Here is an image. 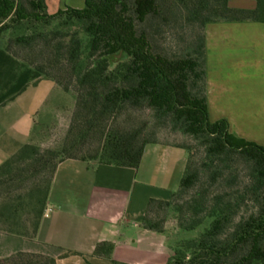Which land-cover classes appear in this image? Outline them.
<instances>
[{
    "label": "trees",
    "instance_id": "1",
    "mask_svg": "<svg viewBox=\"0 0 264 264\" xmlns=\"http://www.w3.org/2000/svg\"><path fill=\"white\" fill-rule=\"evenodd\" d=\"M170 2L172 18L186 13L193 28L186 52L174 56L158 48L160 38H166L162 25L167 23L164 11ZM257 4L256 9H244L231 7L229 0H85L84 8L51 14L46 0H0L6 50L76 100L59 148L29 143L0 166V187L14 182V172L25 164L50 165L51 172L45 190L37 188L32 233L10 228L21 219L15 203L5 202L0 209V227L31 237L37 234L62 161L74 158L138 168L145 147L161 143L185 149L187 165L172 200H151L143 227L167 232L165 211L155 219L163 209L174 211L179 230L196 229L211 219L198 237L173 248L167 264H264V146L231 132L227 119L212 121L207 96L206 25L264 20V0ZM152 24L156 29L150 32ZM142 108L155 113L157 126L169 124L203 147L200 167L196 149L185 141L124 124L125 114ZM240 163L249 170L242 181ZM203 173L208 181L202 182ZM225 182L239 187L229 190ZM189 191V199L180 200ZM247 202L254 207L241 214ZM113 248L112 242H101L95 253L111 257ZM26 255L30 254L2 258L0 264H24L19 257ZM46 259L43 264H55Z\"/></svg>",
    "mask_w": 264,
    "mask_h": 264
},
{
    "label": "crops",
    "instance_id": "2",
    "mask_svg": "<svg viewBox=\"0 0 264 264\" xmlns=\"http://www.w3.org/2000/svg\"><path fill=\"white\" fill-rule=\"evenodd\" d=\"M51 14L84 8L85 0H46ZM233 8L256 9L257 0H229ZM207 96L212 121L227 119L234 134L264 146V20L206 25ZM75 97L8 52L0 32V166L26 144L59 148L75 109ZM188 160L183 148L145 147L138 168L69 158L51 184L35 236L0 227V259L17 253L55 264H167L173 246L166 232L143 227L152 199L168 200L179 188ZM112 242L111 257L95 253Z\"/></svg>",
    "mask_w": 264,
    "mask_h": 264
},
{
    "label": "rangeland",
    "instance_id": "3",
    "mask_svg": "<svg viewBox=\"0 0 264 264\" xmlns=\"http://www.w3.org/2000/svg\"><path fill=\"white\" fill-rule=\"evenodd\" d=\"M173 2L168 4V11H164L165 15L168 17L167 23L162 25V28L166 31V38H160L158 42V48L164 49L167 54L172 56L180 55L186 52L188 49L189 43L191 40V32L193 28L191 23H189L186 19V13H182L177 19H173L170 12L174 11ZM160 21V20H159ZM162 21V20H161ZM156 29L153 27L148 28L150 32ZM71 96H74L73 93H70ZM125 125H131L134 127H144L146 131L156 130L162 137H171L172 139H176L178 141H185L192 147V150H195L196 159H197V167H200L199 163L201 162V158L203 157V147H201L195 139L191 138L188 135H185L180 130H174L171 125L166 124L162 126H157V117L155 113L149 108H142L139 110H131L123 117ZM57 137H51L48 139V145L40 146L43 149H56L55 144L58 141ZM188 154V153H187ZM199 160V161H198ZM240 179L243 180V177L249 174L248 166L244 163H240ZM14 172L16 177L15 181L10 185L1 186L0 187V209L6 205L5 202L18 204L19 207V218L18 223L13 225L10 228L17 231H26L28 233H32V226L35 221V209L37 207V188H41L45 190L49 183L50 179V165L44 166L42 164L36 163L32 165H22L19 169ZM204 175V176H203ZM202 182L208 181V177L203 173L201 174ZM180 185V184H179ZM225 188H227L228 184L225 182ZM219 185L211 187V190H215ZM239 186H228L229 190L238 189ZM34 192V196L32 197V193ZM191 191L184 194L183 198L180 200L184 201L189 199ZM173 195L168 200H172ZM183 203V202H181ZM254 207L253 202H247L242 206L241 214H245L247 211H251ZM163 211H165L164 216H166L164 220V225L167 230V234L169 235L171 244L173 248L184 239H191L198 237L202 232L205 231L206 228L209 227L211 223V219H207L201 226L193 230H179L177 225L176 214L172 209H163L160 213H157L155 219L158 220L159 217L163 215ZM162 212V213H161ZM27 228H25V227ZM9 227V226H8ZM7 228V226H6ZM174 250V249H173ZM24 264H43L48 261L46 258L39 256L26 255L19 257ZM18 259V258H17ZM85 264H99V262L95 260H91L88 258L85 261Z\"/></svg>",
    "mask_w": 264,
    "mask_h": 264
},
{
    "label": "built area",
    "instance_id": "4",
    "mask_svg": "<svg viewBox=\"0 0 264 264\" xmlns=\"http://www.w3.org/2000/svg\"><path fill=\"white\" fill-rule=\"evenodd\" d=\"M52 211L51 207H48L45 211V215H49V213Z\"/></svg>",
    "mask_w": 264,
    "mask_h": 264
}]
</instances>
